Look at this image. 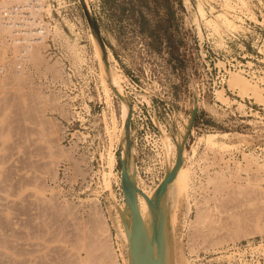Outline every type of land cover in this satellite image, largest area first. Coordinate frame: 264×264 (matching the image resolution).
<instances>
[{
  "label": "rangeland",
  "instance_id": "obj_1",
  "mask_svg": "<svg viewBox=\"0 0 264 264\" xmlns=\"http://www.w3.org/2000/svg\"><path fill=\"white\" fill-rule=\"evenodd\" d=\"M74 8V35L54 32L73 59L68 81L0 76V264H111L114 233L127 257L114 225L117 212L124 233L130 222L119 182L128 101L146 147L136 156L135 143L128 169L147 196L174 165L190 122L185 181L172 207L167 194L161 204L164 224L172 217L167 264H244L219 250L264 236V105L226 81L243 69L264 86V0H74ZM34 54L36 74L59 78L53 58ZM132 130L133 120L131 139ZM60 179L62 194L53 186ZM138 203L145 211L140 193Z\"/></svg>",
  "mask_w": 264,
  "mask_h": 264
},
{
  "label": "built area",
  "instance_id": "obj_2",
  "mask_svg": "<svg viewBox=\"0 0 264 264\" xmlns=\"http://www.w3.org/2000/svg\"><path fill=\"white\" fill-rule=\"evenodd\" d=\"M77 21L74 0H0V76L18 74L28 81H68L73 73V59L64 48L60 35L54 32L57 26L62 34L74 35L77 25L71 30L68 24ZM47 25L50 26L49 30ZM59 44L65 51L59 49ZM35 48L48 60L53 58L58 63L61 70L59 78H49L47 71L34 72L38 67L33 59ZM137 118L140 119L138 113ZM144 149L145 146H139L136 142L135 155L143 157ZM148 150L153 148L149 147ZM158 169L162 168L158 166ZM155 179L158 180L156 176ZM62 183L65 184L60 179L53 184L55 187L58 185L56 189L60 194ZM219 251L220 255L231 253L234 261L244 264H260V259L264 263V236L233 245L226 244ZM220 260L224 262L227 258Z\"/></svg>",
  "mask_w": 264,
  "mask_h": 264
},
{
  "label": "bare ground",
  "instance_id": "obj_3",
  "mask_svg": "<svg viewBox=\"0 0 264 264\" xmlns=\"http://www.w3.org/2000/svg\"><path fill=\"white\" fill-rule=\"evenodd\" d=\"M83 5H84L85 9L88 11L84 2H83ZM199 11L201 12L202 15L204 14V10L201 6L199 7ZM210 20L213 21L214 19H208L207 21H210ZM230 20L227 18L224 19V21L227 23V25L228 24L232 25V22ZM68 25H71V24H68ZM90 25H91L93 33L96 37L97 26H96V22L92 16H91V20H90ZM48 26L49 25H47V29L49 30ZM103 63H104V66L106 68L109 67L106 65V63L104 61H103ZM228 75H229V77L226 81L227 85L229 86V88L231 90L236 91V95L238 94L241 99L248 97L250 99H253L254 102L261 103L264 105V86H261V82L263 81L262 77L257 76V78H256V76L253 74L254 76L249 78L248 76H246L243 69H237L236 71L235 70L234 71L229 70ZM113 90L116 93V95L119 94V95H121V97L123 99L127 100L126 96H123L121 93H119L117 91V89L114 88ZM221 92L222 91L219 90L217 92V95H218V93H221ZM218 97L220 99L219 95H218ZM224 98L225 97H223L222 99L224 100ZM239 103L243 104L242 101ZM128 105H129V110H131L132 109V103L130 101H128ZM127 110H128L127 106H124V111L126 112ZM131 113H132V110H131ZM123 119H124V117H123ZM131 120H132V117H131V114L129 111V113H128V115H127V117L123 123L122 140L124 141V153H123V155H121V153H120V158H123L126 155V152L128 150V147H129V144L131 141ZM189 127H190V122L188 121V123L186 125V131ZM186 131L183 133L182 140L177 147L176 159H175L174 165L171 167V165L168 164V169H166L162 179L160 180L158 185L155 187L153 193L150 196H147L145 193H143L141 191V189L137 186L136 181H135V171L130 173L129 169H127L126 179H127V187H128V192H129L130 198H131L132 202L134 203V205L137 207L139 214L141 216V219L143 221V224L146 227L148 234L150 235V241L153 244L154 251H156L160 254V264H167L166 258H165V251H166V246H167V240L166 239L168 238L167 234H168V230H170L169 226L171 225V220H172V217L170 215L169 216L167 215L166 223L164 224V222H165L164 221L165 220V214L164 213L165 212L162 209L161 204H162V199L164 197V194L166 192V194H167V206L169 205V207H172L173 204L175 203L177 194L181 190L180 189L181 184H182V182L185 181V174H184L185 169L183 168L182 160L184 159L183 158V149L185 147ZM162 134L164 136H166V132L163 131ZM216 135H217L216 133H208V134L204 135V138L206 139V141H208V143H210V142L215 143ZM200 138H203V137H200ZM120 147H121V144H120ZM194 150H195V148H193V152H194ZM191 153H190V155L192 156ZM166 157H167V153H166ZM128 166H129V163H128ZM179 182H181V183H179ZM139 193L144 197V199L147 203V208L145 211L142 210V208L140 207V205L138 203V194ZM128 210H129V215H130V222H129V224L125 223V226H127V228H129V230L132 231L134 229L133 228L134 227V220H133V216H132V213H131L129 208H128ZM117 213H118L117 214L118 215L117 216L118 217L117 223H116V225H114L112 223V225L115 226L117 233L121 237L123 242L128 241L127 234L124 233L123 229H122L121 214L119 212H117ZM148 213H149V220H148ZM164 226H165V229H164ZM114 239H115V241H113V236L111 235V242H112V245H113L115 252L117 254V256H116L117 259L112 257V259H111L112 263L111 264L116 263V262H117V264H129V249H128L127 257L124 258V254L122 253L123 249L121 247L120 240L116 237L115 233H114ZM136 239L138 241L137 243H138L139 263L140 264H151V262H150V260H151L150 253L151 252L150 251L148 252L147 249H145L143 241L139 240V238H136ZM115 245H116V247H115ZM228 254H230V253H228ZM228 254H226V255L228 256ZM123 258H124V260H123ZM231 264H236V263H231Z\"/></svg>",
  "mask_w": 264,
  "mask_h": 264
},
{
  "label": "water",
  "instance_id": "obj_4",
  "mask_svg": "<svg viewBox=\"0 0 264 264\" xmlns=\"http://www.w3.org/2000/svg\"><path fill=\"white\" fill-rule=\"evenodd\" d=\"M84 8V13L86 15V18L88 22L91 20V15L88 13V11ZM96 40L99 43L100 49L102 51V59L106 63L107 66H109L107 58H106V51H105V43L104 40L102 39L98 29L96 28ZM117 97L119 100H123L121 95L117 94ZM196 103V99H195ZM130 114H131V110ZM196 113V106H194L192 110V116L194 117ZM132 115V114H131ZM133 130H132V139L130 141L128 150L126 152V155L123 158H120V172H119V182H120V188L122 191V196L124 200V209L128 207L132 213L133 220H134V229L132 231L125 226L126 233H127V238H128V249H129V264H140L139 263V254H138V241L136 238H139V240L144 242L145 249L147 251L151 252V264H160V254L156 251H154L153 244L150 241V235L148 234V231L146 227L143 224V221L141 219V216L139 214V211L137 207L134 205L132 202L129 192H128V187H127V169H128V163L130 159H134V149H135V143H136V137H137V119L133 118Z\"/></svg>",
  "mask_w": 264,
  "mask_h": 264
},
{
  "label": "crops",
  "instance_id": "obj_5",
  "mask_svg": "<svg viewBox=\"0 0 264 264\" xmlns=\"http://www.w3.org/2000/svg\"><path fill=\"white\" fill-rule=\"evenodd\" d=\"M165 194H166V192H165Z\"/></svg>",
  "mask_w": 264,
  "mask_h": 264
}]
</instances>
